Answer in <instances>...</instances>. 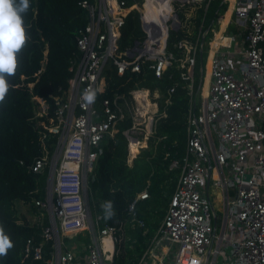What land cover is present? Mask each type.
I'll return each mask as SVG.
<instances>
[{"label": "built area", "instance_id": "obj_1", "mask_svg": "<svg viewBox=\"0 0 264 264\" xmlns=\"http://www.w3.org/2000/svg\"><path fill=\"white\" fill-rule=\"evenodd\" d=\"M224 1L231 4L243 40L232 52H217L208 60L210 80L199 101L190 100L184 152L170 162L178 171L174 190L139 264H264V0ZM82 6L89 20L77 38L79 54L70 66L68 88L54 97V108L33 95L44 147L33 171L46 173V188L45 197L35 201L42 240L27 241L26 264L43 259L48 243L47 264H117L116 228L101 226L102 215L93 212L91 177L104 152L103 140L118 133L121 123H130L122 130L127 162L137 158L153 133L158 105L146 89L92 105H85L81 95L87 88L106 91L110 65L118 76L147 67L159 78L170 64L167 24L163 29L141 11L146 37L122 47V28L130 11L140 10L139 2L128 7L125 0H92ZM230 42L220 36L216 43L225 47ZM194 52L195 47L187 48L182 67L187 61L194 64ZM146 196L140 194L141 199ZM135 204L130 206L132 218L143 226ZM106 238L114 243L113 250L106 248Z\"/></svg>", "mask_w": 264, "mask_h": 264}, {"label": "trees", "instance_id": "obj_2", "mask_svg": "<svg viewBox=\"0 0 264 264\" xmlns=\"http://www.w3.org/2000/svg\"><path fill=\"white\" fill-rule=\"evenodd\" d=\"M85 1L92 0H29L30 7L23 15L28 41L18 54L19 67L8 77L9 92L0 103V228L13 244L7 255L0 257V264H26L23 256L27 241L42 240L41 227L24 222L17 207V202L32 204L38 213L35 201L45 197L46 173L33 171L44 149L42 127L36 114L38 104L33 95L44 98L54 108V97L68 88L72 77L70 66L79 54L77 38L89 20L82 6ZM125 1L128 7L140 3V0ZM170 1L147 0L146 4L159 25L172 8L179 22L177 30L169 29L165 52L170 56V64L161 76L157 78L147 67L118 76L110 65L106 91L96 97L99 104L103 98H130L132 91L146 89L158 104L153 133L132 165L127 164L128 142L122 133L130 123L124 122L118 133L103 140L104 152L92 174L94 214L103 217L100 205L113 202L115 215L108 220L103 218L101 226L108 224L116 228L114 261L117 264H139L163 218L178 177L170 162L184 152L190 98L194 99L202 87L205 55L199 51V45L203 41L206 49L209 41L202 34L210 28L218 12L227 8L223 0L174 1L171 5ZM142 11L144 14L145 9ZM140 15V10L133 9L127 16L122 28L124 49L146 37ZM194 47L192 95L188 88L191 80L179 64L189 55L187 48ZM170 89H173L171 94ZM143 192L147 196L140 199ZM134 202L136 217L143 221V226L132 218L130 206ZM50 251L51 243H48L43 259L35 264H47Z\"/></svg>", "mask_w": 264, "mask_h": 264}, {"label": "clouds", "instance_id": "obj_3", "mask_svg": "<svg viewBox=\"0 0 264 264\" xmlns=\"http://www.w3.org/2000/svg\"><path fill=\"white\" fill-rule=\"evenodd\" d=\"M30 7L29 0H0V103L5 101L9 92L8 77L13 76L18 67V54L28 41L23 15ZM97 90L87 88L81 95L85 105L95 103ZM105 220L115 215L113 202L105 201L100 205ZM13 247L9 236L0 228V257L6 256ZM193 264H197L194 260Z\"/></svg>", "mask_w": 264, "mask_h": 264}, {"label": "crops", "instance_id": "obj_4", "mask_svg": "<svg viewBox=\"0 0 264 264\" xmlns=\"http://www.w3.org/2000/svg\"><path fill=\"white\" fill-rule=\"evenodd\" d=\"M223 2H225L227 4V8L221 9L218 12V15L216 18L220 17V20L216 21V18H214L213 23L210 26V28L202 34L203 38L205 35H207L209 38V41H208V45L206 46V49L204 47L203 41L199 45V51L204 53V55H205V62H204V75H203V80H202V87L197 94L198 97L194 98V99H192V97L190 98V100H193L195 102H196V100H199L200 92L204 89L205 86H207V84L210 80V78L208 76V69H207L209 58L211 56H213L214 54H216L217 52L221 53V52L227 51V50L232 52L234 50V47L237 46L243 40L242 29L235 22L233 11H232V8L230 7L231 4L228 1L223 0ZM226 14H228V16ZM229 27H230V29H229ZM220 36H228L231 39L230 46H225V47L217 46L216 42L218 41V38ZM195 50H196V48H195ZM188 56H186L185 59ZM185 59L181 60L179 65L181 68H183L185 70L186 77L191 80V83L189 84L188 88L190 90V94H192V87H193L192 77H193V65L194 64L192 66H190L188 61H187V62H185L184 67H182L181 64L184 63ZM190 70H191V73H190ZM190 87H191V89H190ZM149 95H150V92H149ZM154 96L157 97V94H155ZM150 99H151V97H150ZM154 102H156V101H154ZM157 110H158V108H157ZM185 141H186V139H185ZM132 163L127 162L128 165H132ZM139 198H140V196H139ZM166 208H165V210H166ZM161 222H162V220H161ZM161 222H160V224H161ZM157 230H158V228H157ZM157 230H156V232H157Z\"/></svg>", "mask_w": 264, "mask_h": 264}, {"label": "rangeland", "instance_id": "obj_5", "mask_svg": "<svg viewBox=\"0 0 264 264\" xmlns=\"http://www.w3.org/2000/svg\"><path fill=\"white\" fill-rule=\"evenodd\" d=\"M145 0H140V11L141 13L143 12V4H144ZM171 5V2H170ZM172 7V6H171ZM172 14H173V8H172ZM178 21V20H177ZM173 19L172 16L169 17L168 21H167V27L168 29H171L172 24H173ZM230 29V27H229ZM198 96L194 97L197 98ZM197 102L199 100H196ZM212 200H213V204H214V208L215 210L219 213L220 210V203H219V197L217 196V194H213L212 196ZM17 207L21 213V215L23 216V221L26 223H30V224H36L41 216V213H39V209H38V213L36 211H34L33 205L32 204H26L24 202H17ZM154 237V236H153Z\"/></svg>", "mask_w": 264, "mask_h": 264}, {"label": "bare ground", "instance_id": "obj_6", "mask_svg": "<svg viewBox=\"0 0 264 264\" xmlns=\"http://www.w3.org/2000/svg\"><path fill=\"white\" fill-rule=\"evenodd\" d=\"M146 4H147V0H145V4H144L145 12H144L143 17H144L147 21H150V20H151V21L155 22V24L159 25V24L156 22V20H155L156 15H153V14L151 13L150 8H148ZM171 15H172V12L169 14V16H168L167 18H165V21H164L163 19H161V21L164 22L162 25H160V26L163 27V29H165L166 24H167V21H168V19H169V17H170ZM226 15L228 16V14H226ZM146 93H147V92H145V93H140L139 96H138V98L140 99L141 96H145ZM146 102H147V105H148V104H149V101H148L147 99H146ZM145 105H146V104H145ZM104 242H105V245H106V248H107V249H111V250L114 249V243L112 242V240H111L110 238H106V239L104 240Z\"/></svg>", "mask_w": 264, "mask_h": 264}, {"label": "water", "instance_id": "obj_7", "mask_svg": "<svg viewBox=\"0 0 264 264\" xmlns=\"http://www.w3.org/2000/svg\"><path fill=\"white\" fill-rule=\"evenodd\" d=\"M172 19H175L176 21L173 22L171 29H173V30H177L178 27H179V22L177 21V20H178V19H177V16H176L175 14H172ZM94 178H95V177L93 176V179H94Z\"/></svg>", "mask_w": 264, "mask_h": 264}]
</instances>
